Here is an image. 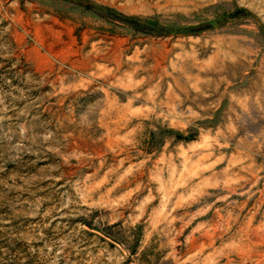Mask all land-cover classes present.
<instances>
[{
  "label": "rangeland",
  "instance_id": "1",
  "mask_svg": "<svg viewBox=\"0 0 264 264\" xmlns=\"http://www.w3.org/2000/svg\"><path fill=\"white\" fill-rule=\"evenodd\" d=\"M0 264H264V0H0Z\"/></svg>",
  "mask_w": 264,
  "mask_h": 264
}]
</instances>
